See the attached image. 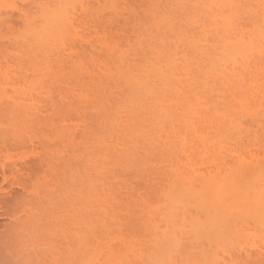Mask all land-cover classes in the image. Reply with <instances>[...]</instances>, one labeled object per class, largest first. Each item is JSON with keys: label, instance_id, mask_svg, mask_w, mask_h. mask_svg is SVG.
<instances>
[{"label": "rangeland", "instance_id": "1", "mask_svg": "<svg viewBox=\"0 0 264 264\" xmlns=\"http://www.w3.org/2000/svg\"><path fill=\"white\" fill-rule=\"evenodd\" d=\"M206 1L0 0V264H19L16 254L22 255L28 246V244L24 246L25 240L28 241V235L26 239L24 236L28 234V230L33 234L50 233L44 227L46 223H42L47 219L52 220H47V225L49 223L50 226L54 225L52 229L56 226L54 232L57 233L58 239H65L64 242L61 240V246L58 245V240L55 241L60 250L62 242L63 248H66L69 240L72 243L70 237L66 240L64 235L67 234L62 231L63 229L67 233L72 229L76 235L80 233V237L75 235L79 239L74 238L77 240L76 244L79 241V245L75 246L73 243L72 255L67 257L70 258V262L72 256L76 257L78 262L73 258L74 264H85L89 258L87 256L91 253L92 261L88 264H264V47H259L260 43L262 45L261 41L259 44L256 42L258 49L254 50L252 47L254 52L250 51V46L248 54L244 55L243 50L238 52L246 56L247 59L244 58L246 62L240 58L238 61L236 45L239 44L234 42L239 37L243 38L244 34L243 40L249 39L248 37L252 35L250 33L246 35L249 24L248 29L251 28L252 31V27L264 23L260 21V18L264 19L262 16L264 5L260 4L261 8L258 9L256 8L259 6L258 0L257 2L252 0L258 5L254 3L256 7L252 5L249 11L251 0L249 2L238 0L237 8L235 0H232V4L226 3L227 0ZM262 1L264 3V0ZM251 12H255L257 16ZM257 13L260 15L262 13L261 17ZM157 14L161 15L163 22L152 25V18L157 20L160 17ZM222 16L235 25L233 26L227 19L232 27L227 26V21H224ZM257 17L258 21L255 22ZM155 19L154 22H161ZM248 22L250 23L247 24ZM154 24L157 28L152 27ZM201 25L206 26L205 31ZM240 27L241 31L246 30L245 33L242 32L243 36L239 32ZM203 31L205 33H202ZM179 32L182 33L181 38H185L184 40H178ZM235 34L240 36L237 37ZM165 37L169 38L168 41ZM195 41L200 42V45ZM245 42L247 40L242 43L243 46ZM233 43L236 44L235 47ZM213 45H216V48ZM223 47L226 51L221 55L220 53L225 50ZM170 49L171 53L172 50L175 51L173 56L176 57L172 58L171 55L166 57V54H171ZM218 49H221V52L217 51ZM238 50L240 49L237 48ZM177 51H180L181 55ZM159 54L165 55V58L157 60ZM183 56L189 66L185 64ZM169 58H172V61L173 59L181 61L179 68H188L184 72L190 73L188 75L182 72L184 77H188L180 80L183 75L181 76L179 68L174 65L180 63L174 60L177 63H173L172 66L176 68L170 69L179 73L173 74L176 76L175 79L179 76L174 80L170 75L172 70L162 67L160 74L163 76L162 73H166L167 76L158 78L161 80V85L158 86L166 85L168 89L167 91L165 89L166 93L161 94L160 99L164 96L162 100L166 102L165 96L171 98L175 95L176 89L173 86L178 84H182L183 89L186 87L182 93L190 92V94L187 92L190 98L175 97L176 100H173V97L171 98L173 102L168 100L172 103L168 106L173 112L164 106H159L164 110L158 107L161 111L155 110L157 106L149 109L150 106L147 107L144 102L147 104L149 95L147 93L155 77L149 75L152 77L150 82H144V79L137 81L140 86L137 85L138 88L134 91V86L122 83L125 77L123 75L126 72L127 76L128 74L131 76V72L126 71L131 68L134 73L136 72L135 75L132 72V77L139 79L142 67L148 69L149 64H153L160 70L158 64L164 63L163 60L169 61ZM120 60L124 62L121 63ZM234 60H237V64L247 63L241 67L248 66L249 71H244L245 67L243 69L240 65L238 67ZM119 61L121 65L118 64ZM231 61H234V67L229 64ZM135 62L137 64L134 66ZM115 67L116 70H111ZM120 68L125 70L124 73ZM157 73L153 74L160 77L159 72ZM243 77L245 80L247 78L251 80L248 79L247 83H244ZM178 80L180 83H177ZM185 80L190 86L183 84ZM143 87H147L146 90ZM179 87L181 88L180 85ZM191 90L195 91L194 95ZM151 91L153 92L152 89ZM143 92H147L146 95ZM112 94L116 97L124 95L125 97H120L124 102L118 101L119 97L114 99ZM138 94L147 97L143 98ZM136 95L140 96V99L138 98L140 101ZM132 98V103L136 101L137 104L141 103L136 105L139 107L136 111L133 110L136 106L132 108L128 105L129 99ZM113 99L116 101L115 106ZM244 100L247 101L246 104ZM143 104L147 108L141 109ZM174 104L177 106L174 107ZM109 106L117 107L118 111L123 107L120 109L121 116L127 120L124 117L119 120L120 111L111 107L118 112L119 126L115 124L113 119H109L110 113H115ZM129 108H132L134 113H131ZM126 109L132 114L130 117ZM115 114L113 118L116 119ZM120 123H125L123 126L126 130ZM109 125H112L111 128L116 125V129L111 130ZM119 127L121 131L117 130ZM129 127L132 129L130 132ZM114 130L115 132L110 133ZM122 131L127 134L123 132L125 134L123 135ZM144 135L145 139L148 137L146 144H143L145 140H142ZM97 136H103L101 137L103 142L98 141L100 138ZM109 136H113L111 140ZM142 136L143 138L139 140ZM115 137L119 138L120 142L123 143L125 140L127 143L125 142L123 147H117L116 144L120 145L118 141L114 146L112 143ZM104 138L107 143L104 142ZM132 138L136 139V142ZM149 138L150 140L153 138L154 142L156 140L158 145L170 144L164 148L155 145L156 142L152 143ZM129 139L134 142L127 141ZM180 141H184L182 143L184 148L180 144L178 147ZM109 142L112 145H109ZM134 143L139 145L136 147ZM151 143L154 145L150 146ZM168 145L173 149H169ZM134 147L136 148L133 149ZM179 148H182L183 152H180ZM105 149L107 150L102 155L108 157H104L106 161L100 158ZM177 150L180 153L176 154ZM185 152H189L190 156ZM173 153L176 155L173 156ZM117 154L119 156L116 157ZM174 159L176 163L173 162ZM61 160L64 170L56 162L61 164ZM171 162L176 171L172 170ZM68 163L78 164L77 170L76 166H72L71 171H78L76 175L80 176L73 178L74 180L80 178L81 180H77L81 181V186L77 180L73 185L70 184L71 181L67 185L64 182L66 179L69 182L70 179L67 173L71 165ZM93 164L95 167L92 168ZM56 166L62 169L64 174L57 173ZM180 169L181 172L178 171ZM181 173L185 176L183 174L181 176ZM85 177L93 180L89 182L90 179ZM96 181L97 184H94ZM82 182L90 185L93 182L92 186L93 188L96 186V189L90 191L88 188L90 185ZM69 187L77 189L76 198L79 199L77 203L79 205H75L78 212H68V200L71 196ZM186 187L189 189L186 190ZM48 193L54 198L48 197ZM35 195L41 197L36 198ZM52 199H55L53 201L57 204L53 203ZM71 208L73 209L70 207V210ZM63 209L65 212L68 210V214L64 212L67 215L62 212ZM41 213H45L44 216ZM69 213H76L75 221L78 223L70 222ZM43 217L47 219H42ZM34 219L39 220L34 222ZM68 223L74 227L70 228ZM58 228L62 232H59ZM19 233L22 238L18 239ZM83 233L88 236L84 235V238ZM29 235L31 237V234ZM90 235L93 238H90ZM16 238L18 240H15ZM53 241L54 239L50 244ZM18 242L22 243V245L19 243L18 248L22 246L24 249H20L23 252L20 249L14 251L18 249L17 246L14 247ZM88 248L91 252L87 251ZM13 251L16 254H13ZM61 251V254L64 253L63 256H59L62 264H70L64 255H68L71 249L68 250V254L65 249ZM25 262H28V259Z\"/></svg>", "mask_w": 264, "mask_h": 264}, {"label": "bare ground", "instance_id": "2", "mask_svg": "<svg viewBox=\"0 0 264 264\" xmlns=\"http://www.w3.org/2000/svg\"><path fill=\"white\" fill-rule=\"evenodd\" d=\"M202 1H203V0H202ZM207 1H209V0H207ZM207 1H206V2H207ZM235 1H236L235 4H236V8H237V2H238V0H235ZM245 1H247V0H245ZM249 1H250V0H248V2H249ZM251 1H252V0H251ZM253 1H256V2H257V0H253ZM253 1H252V2H253ZM261 1H262V0H261ZM261 1L258 0V2H257V3L259 4L258 7H256V6L258 5L257 3H255V2L252 3V2H251V3H250V4H251V7L249 8V11H250V9L252 8V5H253L254 3L256 4L255 7L258 8V9H259V7H260V4H261V5H262V4L264 5L263 1H262V3H261ZM200 2H201V1H200ZM225 2H226V3L228 2V4H229V3L232 4V0H231V2H230V0H227V1H225ZM201 4H203V2H202ZM204 4H205V2H204ZM250 4H249V6H250ZM232 6H233V5H231V7H232ZM253 7H254V5H253ZM255 7H254V8H255ZM263 7H264V6H262V9H263ZM232 8H233V7H232ZM260 8H261V7H260ZM251 11H253V10H251ZM259 11H260V10H259ZM261 11H262V10H261ZM263 11H264V10H263ZM251 13H253L254 16H255V14H256L255 12H251ZM257 14H258V13H257ZM219 15H220V17H221V13H220ZM253 15H251L250 18H251ZM258 15L261 17L262 13H261V15H260V14H258ZM157 16H158V14H157ZM159 16H160V17H159ZM159 16H158L159 19H157V20H161V15H159ZM256 16H257V15H256ZM256 16H255V17H256ZM262 16L264 17V13H263ZM222 17H223V20H224V21H225V20L227 21V22H226V23H227V26L232 27L233 24L235 25L234 22L232 23V22H231L228 18H226L225 16H222ZM255 17H254V19H255ZM154 19H155V18H154ZM154 19L152 18V20H151V22H152L151 24H152V25H153V23L159 25L160 23L163 22L162 20H161V22H158L156 19H155V21H157V22H154V21H153ZM227 19L232 23L231 26L229 25V21H228ZM251 19H252V18H251ZM256 21H258V17H257V19L255 20V22H256ZM260 21H263V22H264V19L260 18ZM245 22H246V21H244V23H245ZM237 23H238V22H237ZM249 23H250V22H248L247 24H249ZM151 24H150V25H151ZM155 24H154V26H152V27H156ZM240 24H242V21H241ZM247 24H246V25H247ZM255 24H256V23H255ZM263 24H264V23L261 22V23L257 24V25H259V26L256 25V26L252 27V31H250L251 28H250V30L248 29V26L250 25V24H249V25L247 26V30H248V31L246 32V35H248L249 33L252 34V35L248 37L249 39H244V40H243V38H244L245 34H244V36H243L242 34L245 33L246 30H245V31H244V30L241 31L242 28H241V27L239 28V29H240L239 32L241 33L240 35H242L243 38H242V37H239V36H240L239 34H238L239 36H238L237 34H235V35H236L237 37H239L240 39H239V38L236 39V37H235L236 40H234V42H235L236 44H239V46H240V43H241V46H242L244 49H243L241 46H240V48H239L238 45H236L235 43H233V44H234V45H233L234 47H235V45H236V52H237L236 55H237V60H238V58H240L241 61H242V60L245 61L244 58H246V56L244 57V55H245V54H248L250 51H253V49H254V50H255V49H258V47H257L258 45H257V44H259V41H261V42H262V45H263V43H264V25H263ZM234 25H233V26H234ZM236 25H237V24H236ZM244 25H245V24H244ZM260 25H261V27H260ZM224 26H226V25H224ZM242 26H243V25H242ZM159 27H160V26H159ZM204 27H206V26H204ZM204 27H203V25H201V28H203L204 31H205L206 28H204ZM235 27H236V26H235ZM235 27H234V29H236ZM237 27H239V26H237ZM156 28H157V27H156ZM167 28H168V27H167ZM170 28H171V27H170ZM165 29H166V28H165ZM173 29H174V28H173ZM203 29H202V30H203ZM253 29H254V31H253ZM202 30H201V31H202ZM179 31H180V30H179ZM204 31H203L202 33H205ZM242 32H243V33H242ZM253 32H254V33H253ZM255 32H256V33H255ZM180 33H181V32H179V34H180ZM233 33H234V31H233ZM235 33H236V31H235ZM247 33H248V34H247ZM181 34H182V33H181ZM181 34H180V36L178 35V40H179V39H180V40H184V39H185V38H184V39L181 38V37H183V36H181ZM231 34H232V33H231ZM231 34H230V35H231ZM254 35H257L258 38H257V36H254ZM184 36L187 37V35H185V34H184ZM188 36H189V35H188ZM222 36H223V35H222ZM222 36H221L220 38H222ZM227 36H229V35H227ZM189 37H190V36H189ZM189 37H188V38H189ZM223 37H224V36H223ZM225 37H226V34H225ZM255 37H256L257 39H256ZM228 38H230V37H228ZM232 38H233V37H232ZM165 39H167V38L165 37ZM168 39H169V38H168ZM168 39H167V41H168ZM186 39H187V38H186ZM226 39H227V38H226ZM230 39H231V38H230ZM230 39H229V40H230ZM238 39H239V40H238ZM162 40H163V39H162ZM187 40H188V39H187ZM199 40H200V39H199ZM199 40H196V41H199ZM237 40H238V41H237ZM240 40H243V41L240 42ZM246 40H247V42H245V46H243L242 43H244V41H246ZM167 41H166L165 43H167ZM188 41L190 42V40H188ZM196 41H195V42H196ZM200 41H201V40H200ZM227 41H228V40H227ZM230 41H231V40H230ZM206 42H207V41H206ZM221 42H222V41H221ZM231 42H232V41H231ZM256 42H258V43L256 44ZM161 43H162V41H161ZM196 43H197V42H196ZM196 43H195V44H196ZM199 43H200V42H199ZM199 43H197V44L200 45ZM228 43H230V42H228ZM247 43H248V45H246ZM223 44H224V43H223ZM255 44H256L257 46H256ZM260 44H261V43H260ZM260 44H259V47H260V46H261V47H264V46H262V45H260ZM218 45H219V44H218ZM221 45H222V44H221ZM229 45H230V44H229ZM252 45H253V46H252ZM189 46H190V45H189ZM215 46H216V45H213V47H215ZM219 46H220V45H219ZM224 46H225V45H224ZM237 46H238V47H237ZM249 46L251 47V49H250ZM220 47H221V46H220ZM230 47H231V45H230ZM230 47H229V48H230ZM234 47H231V48H234ZM252 47H253V49H252ZM256 47H257V48H256ZM168 48H169V47H168ZM177 48H178V47H177ZM185 48H187V47H185ZM215 48H216V47H215ZM215 48H214V49H215ZM218 48H219V47H218ZM227 48H228V47H227ZM237 48L240 49V50L237 51ZM180 49H181V48H180ZM180 49H179V50H180ZM221 49H222V47H221ZM221 49H218L217 51L220 50L219 52H221ZM223 49H225V50H223V52L220 53L221 55H222V54H223V55L225 54L224 52L226 51V48L223 47ZM249 49H250V51H249ZM262 49H263V48H262ZM174 50L176 51L177 49L174 48ZM174 50H172V53H171V49H170V52H169V53H171V54H166V57H167L168 55H171L172 58H173V57H176V56H173V53H174V55H175V51H174ZM242 50L245 52L244 55H242V54H243L242 52L240 53L241 55L238 53V52H240V51H242ZM160 51H161V50H160ZM164 51H165V50H164ZM168 51H169V50H168ZM173 51H174V52H173ZM181 51H183V49H181ZM246 51H247V52H246ZM256 51H257V50H256ZM258 51H259V50H258ZM161 52H162V51H161ZM165 52H166V51H165ZM177 52H178V54H180V53H179L180 51H177ZM177 52H176V53H177ZM187 52H189V51H187ZM207 52H208V51H207ZM253 52H254V51H253ZM181 53H183V52H181ZM208 53H209V52H208ZM160 54H161V53H160ZM160 54H159V56L157 57V60H158L159 58L162 59V57L165 58V55H164V56H162V55L160 56ZM238 54L240 55V57L238 56ZM145 55H146V54H145ZM145 55H144V56H145ZM157 55H158V54H157ZM180 55H181V54H180ZM180 55H179V56H180ZM184 55H185V53H184ZM142 56H143V55H142ZM152 56H153V55H152ZM187 56H188V55H187ZM242 56H243V59H242ZM154 57H155V56H154ZM168 57H169V56H168ZM180 57L182 58V56H180ZM184 57H185V56H183V60L185 61V64H187V63H186L187 61L185 60ZM234 57H236V56H234ZM234 57H233V58H234ZM144 58H145V57H144ZM172 58H169V61H168V59H167V60H163L162 62H164V63L158 64L160 70L158 69L157 66H155V65H153V64H151V65L149 64V68L146 69V67H145V68H144L145 70H144L143 67H142V69L140 70L141 72L138 71L139 73H141L140 76L142 77V78L140 77L139 79H136L135 77H132V75H133L134 72L132 71L133 69H131V68H130L131 71H130V69H129V70L126 69V71H129V73L131 72L132 75L130 74L131 76H129V74H128V76H127V73H126V72H125V73H126V75H125V73H124L125 70H124V71L122 70V69L125 68V66H124L125 63H124V64H123L124 68L122 67V69H121V68H120V69L123 71V73H124L123 76H125V77L122 76V77L124 78V80H123V78H122L120 81L123 80L122 83H123V84L126 83L125 85H127V84H131L132 86H134V88H133V87H132V88H133L134 91H135V89H137V88L140 86V83H138V82H139V81H143L142 79H144V82H145V81H147V82L149 81V82H150V80H151L152 77H153V78H154V77H155V78L157 77L156 79H155V78L152 79V81H154V82L151 81L152 84H151V87H150V88L153 90V92L151 91V89L149 90L150 93L148 92V90H147L148 93L146 92L147 95L149 94L148 97H147V96H142V95H140V94H138V95H140V96L143 97V98H144V97H145V98L147 97V104H146V102H144V104H145L147 107L150 106L151 108L149 107V109H154L156 106H157V107H156L155 110H158V111H161V109L163 108V107H159V106H164V107L168 108V107H169L168 105H170V103L173 102V100H176L175 97H176L177 99H180V98H182V97H187V98H188V97H189L188 95L190 94V92H188V91H187V92H188L189 94H188L186 91H185L186 93H182V92H184L183 90H185L186 87L184 86L185 88L183 89V88H182V87H183L182 84H178L177 86L179 87V85H180L181 88H180V87L177 88V86H173V87H175L174 89H176V94L173 95V96L171 97V98L174 97L173 100H172L169 96H165V98L167 97L166 100H167V101L169 100V101H171V102L168 101V104H166V102H167L166 100H165L166 102H163L162 99H163L164 96L161 97V99H160L161 94L164 93L165 89H166V91H167V89H168V88H166V85H165V87H163V85H162V87H161V86H158V85L161 83V80L159 81L158 78H164V77L167 76L166 73H162L163 76L160 74V73H161V70H162L161 68L163 67V69L165 68V69H168V70H172L173 68L175 69L176 67L179 68V67L181 66V64H182L181 61L178 62V61H179L178 59H173V61H174V60H177V62L180 63V65H179V64H174L176 67H173V66H174L173 63H177V62H176V61L173 62V61L171 60ZM187 58H188V57H187ZM146 59H147V58H146ZM146 59H145V60H146ZM152 59H153V57H152ZM160 59H159V60H160ZM235 59H236V58H235ZM246 59H247V58H246ZM187 60H188V59H187ZM230 60H232V59H230ZM237 60H234V61H236V62L233 61L234 64H236L237 66L240 65V67H241V65L245 64V63H243V62H242V64H237ZM120 61H121V60H120ZM120 61H119L118 64H120ZM142 61H143V60H142ZM150 61H151V60H150ZM184 61H183V63H184ZM188 61H190V60H188ZM238 61H239V60H238ZM122 62H124V61H121V63H122ZM125 62H126V61H125ZM229 62H230V61H229ZM233 62L231 61V63H229L232 67H234ZM245 62H246V61H245ZM156 63H157V62H156ZM189 63H190V62H189ZM126 64H128V63H126ZM136 64H137V62H135L134 66H135ZM138 64H139V63H138ZM185 64H183V65H184V66H187V65H188V64H187V65H185ZM246 64H247V63H246ZM246 64H245V65H246ZM248 64H249V63H248ZM114 65H115V64H114ZM120 65H121V64H120ZM129 65H130V63H129ZM161 65H162V66H161ZM172 65H173V66H172ZM178 65H179V66H178ZM183 65H182V67H183ZM236 65H235V66H236ZM115 66L117 67V65H115ZM118 66H119V65H118ZM131 66H132V63H131ZM141 66H142V65H141ZM152 66H153L154 68H152ZM160 66H161V67H160ZM188 66H189V65H188ZM116 67H115V69L111 68V70H116ZM126 67H128V66H126ZM147 67H148V66H147ZM156 67H157V68H156ZM171 67H172V69H170ZM238 67H239V66H238ZM243 67H245V66H242L241 68H243ZM118 68H119V67H118ZM132 68H135V67H132ZM140 68H141V67H140ZM184 68H186V67H184ZM236 68H237V67H236ZM246 68H247L248 70H246ZM109 69H110V67H109ZM138 69H139V68H138ZM138 69H137V70H138ZM153 69H154V70H153ZM155 69H158V71H155ZM182 69H183V68H181V69L179 68V72H180V74L183 72L184 74L187 73V74L189 75L190 72H189V73H188L187 71L184 72V70H187L188 68H187V69H183V70H182ZM198 69H199V68H198ZM205 69H206V67H205ZM233 69H234V68H233ZM243 69H244V68H243ZM111 70H110V71H111ZM142 70H143V71H142ZM147 70H148V71H147ZM150 70H153V72L150 71ZM177 70H178V69H177ZM180 70H181V71H180ZM211 70H213V69H211ZM117 71L119 72V69H117ZM122 71H120L121 75H122ZM135 71H136V70H135ZM144 71H145V73H146L145 75H144ZM149 71H150V73H149ZM173 71H174V70H172V72H173ZM188 71H190V69H189ZM244 71H249L248 66L245 67ZM244 71H243V72H244ZM111 72H112V71H111ZM111 72H110V73H111ZM132 72H133V73H132ZM142 72H143V73H142ZM157 72H159V74L161 75L160 77L157 76V75H154V74H153V73L158 74ZM172 72H170V75L172 76V78L174 77V80H177V79L179 78V76H177V78L175 79L176 76H174V75H175V74H179V73L176 72V70H175L173 73H172ZM207 72H209V70H208ZM135 73H136V72H135ZM135 73H134V75H135ZM148 73H149V74H148ZM151 73H152V74H151ZM174 73H175V74H174ZM183 73L181 74V76H182V75H183V76L180 77V80H181V78H185V77L187 78V77H188V76H185V77H184V74H183ZM173 74H174V75H173ZM149 75H151V76L153 75V76L150 77ZM165 75H166V76H165ZM241 75H243V74H241ZM126 76L129 77V78H127ZM138 76H139V74H138ZM240 78H242V77H239V79H240ZM126 79H127V80H126ZM248 79H249V78H247V79L245 80L244 77H243V80H245L244 83H247L246 81H248ZM132 80H134V81H132ZM135 80H136V81H135ZM156 80H157V82H159L158 84H157ZM241 80H242V79H241ZM243 80H242V81H243ZM250 80H251V79H249V81H250ZM137 81H138V82H137ZM162 81H163V79H162ZM185 81H186V80H185ZM188 81H190V79H189ZM131 82H132V83H131ZM133 82H135L134 85H133ZM178 82L180 83L179 80L177 81V83H178ZM240 82H241V81H240ZM240 82H239V83H240ZM251 82H252V81H251ZM137 83H138V84H137ZM182 83H183V82H182ZM185 83H186V84H185ZM241 83H242V82H241ZM249 83H250V82H249ZM153 84H154V85H153ZM163 84H164V83H163ZM170 84H171V83H170ZM183 84L186 85V86H190V84H187V81L184 82ZM242 84H243V83H242ZM251 84H252V85H250V86L252 87V86H253V82H252ZM137 85H138V87H137ZM160 85H161V84H160ZM245 85H246V84H245ZM247 85H249V84H247ZM128 86H130V85H128ZM149 86H150V85H149ZM250 86L247 88V90L250 88ZM130 88H131V87H130ZM132 88H131V89H132ZM143 88H144V87H143ZM145 88H147V87H145ZM145 88H144V89H145ZM161 88H162V89H161ZM163 88H164V89H163ZM188 88H189V87H188ZM244 88H246V87H244ZM144 89H143V91L146 90V89H145V90H144ZM190 89H191V88H190ZM229 89H230V88H229ZM251 89H252V88H251ZM259 89H260V88H259ZM194 90H195V88H194ZM243 90H244V89H243ZM257 90H258V87H257ZM132 91H133V90H132ZM172 91H173V90H172ZM172 91H171V92H172ZM189 91H190V90H189ZM191 91H192L191 93L195 92V91H193V90H191ZM248 91H249V90H248ZM168 92H169V91H168ZM245 92H247V91H245ZM254 92L257 93L255 90H254ZM137 93H140V92L137 91ZM143 93H144V95H146L145 92H143ZM165 93H166V92H165ZM165 93H164V94H165ZM177 93H178V95H177ZM258 93H259V92H258ZM258 93H257V94H258ZM261 93H262V92H261ZM110 94H111V93H110ZM167 94H169V93H167ZM184 94H186V96H182V95H184ZM187 94H188V95H187ZM195 94H196V93H195ZM259 94H260V93H259ZM259 94H258V95H259ZM112 95H113V94H112ZM112 95L110 96L111 99L113 98ZM114 95H116V94L114 93ZM114 95H113V96H114ZM127 95H128V94H127ZM138 95H136V96H138ZM180 95H181V97H180ZM192 95H194V93H193ZM233 95H235V93H234ZM233 95H232V96H233ZM250 95H251V97L253 96V94H250ZM122 96L125 97L124 95H122ZM122 96H117V97H119V99H118L116 96H114V97H115L114 99H118V101H119V100H122V101H123V98L120 99V97H122ZM140 96H138L137 99H138ZM238 96H239V95H238ZM108 97H109V96H108ZM127 97H128V96H127ZM131 97H132V96H131ZM251 97H250V98H251ZM168 98H169V99H168ZM187 98H186V99H187ZM189 98H190V97H189ZM232 98H233V97H232ZM250 98H249V99H250ZM114 99H113L112 101H114ZM139 99H140V98H139ZM139 99H138V101H140ZM159 99L161 100V102L159 101ZM234 99H235V98H234ZM251 99H253V98H251ZM124 100H125V99H124ZM127 100H128V98H127ZM242 100H243V99H242ZM247 100H248V99H247ZM130 101H131V102H130ZM132 101H133V98H132V100L129 99V102H128L129 107H132V108H134L136 105H138V104L140 103V102H139V103L137 104V103H136V102H137L136 99L134 100V101H136V102H133L134 104L132 103ZM141 101H142V100H141ZM145 101H146V100H145ZM158 101H159L160 103H159ZM178 101H179V100H178ZM188 101H190V100H188ZM115 102H116V101H114V105L112 104L113 106H115ZM120 102H121V101H120ZM123 102H124V101H123ZM175 102H176V101H175ZM186 102H187V100H186ZM244 102H245V100H244ZM250 102H251V100L249 101V103H250ZM142 103H143V101H142ZM188 103H191V102H188ZM246 103H247V101L245 102V104H246ZM249 103H248V104H249ZM118 104H119V102H118ZM122 104H124V103H122ZM140 104H141V103H140ZM140 104H139V105H140ZM144 104H143V107H141V109H143V108L146 107V106L144 107ZM171 104H172V103H171ZM241 104H242V103H241ZM248 104H247V107H248ZM124 105H125V104H124ZM130 105H131V106H130ZM132 105H133V106H132ZM188 105H189V104H188ZM251 105H252V104H251ZM113 106H111V107H113ZM116 106L119 107L120 105H116ZM141 106H142V105H141ZM175 106H177V105L174 104V107H175ZM242 106H243V105H242ZM111 107L109 106V108H111ZM124 107H125V106H124ZM126 107H127V106H126ZM147 107H146V108H147ZM158 107L161 108V109L159 110ZM172 107H173V106H172ZM186 107H187V106H186ZM244 107H245V106H244ZM109 108H108V109H109ZM113 108H114L115 110L118 111L117 107H116V108L113 107ZM121 108H123V107H120V109H121ZM132 108H131V109H132ZM138 108H139V107H138ZM138 108H137V106H136V109L134 108L133 110L136 111ZM169 108H170V107H169ZM169 108H168V109H169ZM248 108H249V107H248ZM104 109H105V107H104ZM108 109H106V110L108 111ZM114 109L111 108V110H113V112L116 113V114H115V113L112 112L113 114H115V117L118 116V112H119V111H120V112H119V116H121V112H122V110L119 109V111L117 112V111H115ZM129 109H130V108H129ZM129 109H126L127 112H126V110H123V111H125L127 114H129L128 117H130V115H132V114H130V112L128 113V110H129ZM131 109H130L129 111H131V113H134L133 110H131ZM168 109H167V110H168ZM170 109H171V108H170ZM170 109H169V110H170ZM176 109H177V108H176ZM178 109H179V108H178ZM188 109H189V108H188ZM139 110H140V109H139ZM139 110H138V111H139ZM163 110H164V108H163ZM171 110H172V109H171ZM109 111H110V110H109ZM175 111H176V110H175ZM172 112H173V110H172ZM113 114L110 113L111 118L109 117V119H113L114 123L117 124V125L119 126V122H117L118 117H117L116 119L113 118ZM123 114H124V112H123ZM124 115H125V114H124ZM105 116H107V115H105ZM105 116H104V118H105ZM228 116H229V115H228ZM122 117H124V116L122 115L121 117H119V120H122V119H120V118H122ZM126 117H127V115H126ZM124 118H125V117H124ZM102 119H103V118H102ZM106 119H107V118H106ZM125 119H126V118H125ZM228 119H229V118H228ZM230 119H231V118H230ZM119 120H118V121H119ZM126 120H127V119H126ZM126 120H125V123L127 122ZM104 121H105V119H104ZM115 121H116V122H115ZM232 121H233V120H232ZM99 122H103V121L99 120ZM122 122H124V121H122ZM130 122H131V121H130ZM133 122H134V121H133ZM139 122H140V121H139ZM233 122H234V121H233ZM125 123H124V124H125ZM127 123H128V122H127ZM120 124H122V123H120ZM124 124H122L121 126H123ZM126 125H127V124H126ZM126 125H125V126H126ZM128 125L130 126L129 123H128ZM132 125H134V124H132ZM110 126H112V125H109L108 127H110ZM113 126L116 127V125H113ZM118 126H117V127H118ZM187 126H188V125H187ZM108 127H107V128H108ZM115 127H114V128H115ZM123 127H124V126H123ZM123 127H122V129H123ZM130 127H131V126H130ZM130 127H129V132L133 129L132 127H131V128H132V129H131ZM101 128H102V127H101ZM110 128H111V127H110ZM114 128H111V130H113ZM124 128H125V130H126V127H124ZM105 129H106V127H105ZM115 129H116V128H115ZM102 130H104V128H102ZM108 130H109V129H108ZM117 130L121 131V128L119 127V128H117ZM117 130H116V131H117ZM162 130H163V128H162ZM104 131H105V132H108V131H106V130H104ZM119 131H117V132H119ZM127 131H128V130H127ZM165 131H166V129H165ZM111 132L113 133V132H115V130H114V131H110V133H111ZM123 132H124V131H122V133H123ZM129 132H128V133H129ZM132 132H133V131H132ZM124 133L127 134V132H124ZM124 133H123V135H125ZM173 133H174V132H173ZM106 134H107V133H106ZM106 134L104 133V135H106ZM129 134H130V133H129ZM165 134H167V133H165ZM171 134H172V133H171ZM176 134H177V133H176ZM118 135L120 136V134H118ZM123 135H122V136H123ZM101 137H103V136H101ZM101 137H100V136H99V137L97 136V138H100V139H98V141L103 142V141H102L103 138L101 139ZM109 137H110V136H109ZM111 137H113V136H111ZM111 137H110L109 140L112 139ZM120 137H121V136H120ZM152 137H153V136H152ZM165 137H166V135H165ZM63 138H64V137H63ZM63 138H62V140L64 141ZM97 138H96V139H97ZM122 138H123V137H122ZM124 138L128 139L127 137H124ZM124 138H123V139H124ZM142 138H143V136H142L139 140H141ZM145 138H146V137H145V135H144V139H142V140H143V141L145 140V141H144L143 144H146V140H148V137H147V139H145ZM153 138H154V137H153ZM153 138H152V139H153ZM118 139H119V138H118ZM118 139H116V137H115V140L113 139V142H114V143H112V144H114V146H115V143H116V142L118 143V141L120 140V139H119V140H118ZM123 139H122V140H123ZM132 139H133V138H132ZM132 139H131V141H130V139L127 140V141L132 142V141L134 140V139H133V140H132ZM152 139L150 140V138H149V141H151L152 143H155L156 140H155V142H154ZM155 139H156V138H155ZM159 139H161V137H159ZM169 139H170V138H169ZM60 140H61V139H60ZM105 140H106V139L104 138V142H106ZM107 140H108V138H107ZM135 140H136V139H135ZM135 140H134V141H135ZM180 140L182 141L181 138H180ZM58 141H59V137H58ZM123 141H124L123 143H122V141H121V142L119 141L120 145L118 146V144H116L117 147H123V145H124L125 142H126L125 140H123ZM134 141H133V142H134ZM143 141H142V142H143ZM149 141H147V142L149 143ZM158 141H159V140H158ZM165 141H167V140H165ZM165 141H164V142H165ZM178 141H179V139H178ZM181 141L178 143V147H179V144H180L181 147H183L182 143H183L184 141H183V142H181ZM19 142H20V141H19ZM59 142L61 143V146H63V145H62V142H61V141H59ZM59 142H57V143H59ZM135 142H136V141H135ZM162 142H163V141H162ZM162 142H160V143H162ZM167 142H168V141H167ZM167 142H166V143H167ZM170 142H172V141H170ZM64 143H65V141H64ZM67 143H68V142H67ZM106 143H107V142H106ZM126 143H127V142H126ZM137 143H138V141H137ZM140 143H141V142H140ZM152 143L150 144V146H151V145H154V144H152ZM172 143H174V142H172ZM65 144H66V143H65ZM108 144H109V145H112L110 142H109ZM108 144H107V145H108ZM167 144H170V143H167ZM167 144L165 145L166 147H167ZM59 145H60V144H59ZM109 145H108V147H110ZM121 145H122V146H121ZM134 145L137 147L139 144L136 145V143H134ZM134 145H133V146H134ZM141 145H142V144H141ZM141 145H140V147H143V146H141ZM147 145H148V144H147ZM155 145H158L157 142L155 143ZM163 145H164V144H163ZM163 145H158V146H162V147L165 148V146H163ZM175 145H176V143H175ZM72 146H73V145H72ZM114 146H113V147H114ZM126 146H127V145H126ZM158 146H157V148H158ZM170 146H171V145H170ZM170 146L168 145V148H169ZM63 147H64L63 150H65V146H63ZM68 147H70V146H68ZM68 147H66V148H68ZM124 147H125V146H124ZM136 147H134L133 149H135ZM155 147H156V146H155ZM162 147H160V149H162ZM173 147H174V146H173ZM176 147H177V146H176ZM178 147H177V148H178ZM60 148H61V147H60ZM60 148H58V149H60ZM73 148H75V147H73ZM153 148H154V147H153ZM164 148H163V149H164ZM174 148H175V147H174ZM177 148H176V149H177ZM183 148H184V147H183ZM71 149H72V148H71ZM133 149H132V150H133ZM154 149H155V148H154ZM169 149H173V148H169ZM176 149H175V151H176ZM179 149H180V148H179ZM181 149H182V148H181ZM181 149H180V152L182 151ZM185 149H186V148H185ZM66 150H67V149H66ZM106 150H107V149L103 150V152L101 153V155H102V154H105L104 151H106ZM122 150H123V149H122ZM122 150H121V151H122ZM125 150H126V149H125ZM129 150H130V149H128L127 151H129ZM167 150H168V149H167ZM167 150H166V152H167ZM69 151H70V149H69ZM94 151H95V153H96V150H94ZM100 151H101V150H100ZM100 151L97 150V152H100ZM162 151H163V150H162ZM60 152H61V150H60ZM63 152H64V151H63ZM108 152H109V151H108ZM129 152H130V151H129ZM132 152H133V151H132ZM132 152H131V153H132ZM173 152H174V151H173ZM180 152H178V150H177L176 154H177V153H180ZM182 152H183V151H182ZM58 153H59V151H58ZM72 153H73V152H72ZM74 153H75V152H74ZM93 153H94V152H93ZM93 153H92V155H94ZM115 153H117V151H116ZM118 153H119V152H118ZM122 153H123V151H122ZM127 153H128V152H127ZM134 153H136V151H135ZM145 153H146V151H145ZM145 153H144V154H145ZM164 153H165V152H164ZM170 153L172 154V152H170ZM186 153H187V152H185V154H186ZM188 153H189V152H188ZM188 153H187V155L190 156V153H189V154H188ZM67 154H68V153H67ZM69 154H71V153H69ZM107 154H108V153H107ZM119 154H120V153H119ZM132 154H133V153H132ZM168 154H169V152H168ZM168 154H166V155H168ZM174 154H175V153H173V156H174ZM176 154H175V155H176ZM183 154H184V153H183ZM74 155H76V156L78 157L77 154H74ZM95 155H96V154H95ZM95 155H94V156H95ZM99 155H100V153H99ZM99 155H97V156H99ZM121 155H122V154H121ZM164 155H165V154H164ZM178 155H179V154H178ZM60 156H61V154H60ZM76 156H75V157H76ZM117 156H119V155L117 154L116 157H117ZM124 156H125V152H124ZM126 156H128V154H127ZM170 156H171V155H170ZM65 157H66V156H65ZM69 157H70V156H69ZM69 157H68V158H69ZM72 157H73V155H71L70 158H72ZM101 157L104 159V157H107V156H104V157H103V155H102V156H100V158H101ZM112 157H113V156H112ZM122 157H123V155H122ZM177 157H178V156H177ZM177 157H175V159H177ZM62 158H63V157H62ZM70 158H69V159H70ZM102 158H101V159H102ZM107 158H108V157H107ZM107 158H106V159H107ZM163 158H164V157H163ZM171 158H172V157H171ZM173 158H174V157H173ZM65 159H66V158H65ZM73 159H75V158H73ZM77 159H78V158H76V160H77ZM175 159H174V161H173L174 163H176V162H175ZM59 160H60V159H59ZM59 160H58V161H59ZM62 160H64V158H63ZM62 160H61V162H60L61 164H59V162L56 161V162L58 163L59 167H61V166L63 165V164H62ZM104 160H105V159H104ZM170 160H173V159H170ZM64 161H65V160H64ZM67 161H69V160L67 159ZM73 161H74V160H72V162H73ZM105 161H106V160H105ZM72 162H71V163H72ZM74 162H75V161H74ZM76 162H77V161H76ZM76 162H75V163H76ZM57 163H56V165H57ZM66 163H67V162H66ZM75 163H74L73 165L70 164V163H68L69 165H71V168H70V166H69L70 169H69V170L67 169V170H68L67 175H68V178L70 177V179H69V182L66 181L67 179L64 180V182H66V185H67V183H70V181H71L70 184L73 185L74 181L78 179V178H77V179L75 178V180H74L73 177H79V176H80V174H79V175H76V173H78V171H76V172H72V171H71L72 166H76V168H75V167H74V168H75V170H77V165H78V164L75 165ZM92 163H94V162L92 161ZM92 163H91V164H92ZM171 163H172V162H171ZM68 164H65V165H68ZM58 165H57V166H58ZM89 165H90V164H89ZM89 165H87V167H88ZM174 165H175V164H174ZM57 166H56L55 169H57V168L59 169V167H57ZM63 166H64V165H63ZM63 166H62L61 168H63V170H64L65 168H64ZM91 166H92V168H93V166L95 167V164H93V165H91ZM172 166H173V163H172ZM54 167H55V166H54ZM78 167H79V166H78ZM82 167H83V166H82ZM87 167H86V168H87ZM66 168H67V167H66ZM90 168H91V167H90ZM174 168H176V167L173 166V169H172V170H174ZM58 169H57V173H58V172H62V173L64 172L62 169H59L60 171H58ZM78 169H79V168H78ZM80 169H81V167H80ZM80 169H79V170H80ZM177 169H178V167H177ZM61 170H62V171H61ZM67 170H66V171H67ZM83 170H84V169H83ZM88 170H89V168H88ZM90 170H92V169H90ZM30 171H31V170H30ZM66 171H65V175H66ZM70 171H71V172H70ZM73 171H74V170H73ZM174 171H176V170H174ZM174 171H173V172H174ZM178 171L181 172V169L178 170ZM54 172H55V171H54ZM69 172H70L71 174H70ZM86 172H87V169H86ZM62 173H61V174H62ZM73 173H74V174H73ZM79 173H80V172H79ZM84 173H85V170H84ZM84 173H83V174H84ZM89 173H90V172H89ZM175 173L177 174L178 172H175ZM175 173H174V174H175ZM63 174H64V173H63ZM86 174H87V173H86ZM182 174H183V173H181L180 175L182 176ZM59 175H60V173H59ZM67 175H66V176H67ZM69 175H71V176H69ZM74 175H75V176H74ZM183 175H184V174H183ZM55 176H56V174H55ZM60 176H61V175H60ZM66 176H63V177H66ZM82 176H83V175H82ZM86 176H88V175H86ZM175 176H177V175H175ZM181 176H179V177H181ZM184 176H185V175H184ZM58 177H59V176L57 175L56 178H58ZM63 177H62V178H63ZM71 177H72V178H71ZM60 178H61V177H60ZM66 178H67V177H66ZM88 178H89V177H87V178L85 177V179H88ZM182 178H183V177H182ZM184 178H186V177H184ZM64 179H65V178H64ZM79 179H80V178H79ZM79 179H78V180H79ZM82 179H83V177H82ZM89 179H90L89 182L93 180V178H89ZM91 179H92V180H91ZM72 180H73V181H72ZM78 180H77V182H80L79 184H80V186H81V185H82V184H81V181H78ZM80 180H81V179H80ZM58 181H60V180H58ZM61 181L63 182L62 179H61ZM83 181H84V179H83ZM85 181H86V180H85ZM94 181H95V179H94ZM75 182H76V181H75ZM98 182H100V181H98ZM60 183H61V182H60ZM82 183H83V182H82ZM92 183H93V182H92ZM92 183H91V185H90L89 183H86V182H84L83 184H85V185L88 184V186L90 185V187L86 186V188L88 187V188L90 189V191H91L92 189H94V188L96 187V186H95V187L93 188ZM102 183H103V182H102ZM102 183L100 182V184H102ZM61 184H63V183H61ZM94 184H97V181L94 182ZM100 184H98V185H100ZM103 184H104V183H103ZM28 185H29V184H28ZM59 185H60V184H59ZM63 185H64V184H63ZM71 185H70V186H71ZM74 185H76V183H75ZM68 186H69V184H68ZM76 186H77V185H76ZM100 186H101V185H100ZM25 187H26V186H25ZM30 187H31V186H30ZM72 187H73V186H72ZM72 187H69V188H70V192H69V193H71L70 199L68 200L69 211L66 210V212H65L64 209H63V211H62L63 213L65 212V213L68 214V212H71V213H72V211H74V212L77 211V212H78V210H76V209H77L76 205H77V203L79 202V199L76 198V195H77L76 190H77V189H76V188H72ZM91 187H92V188H91ZM97 187L99 188V186H97ZM71 188H72V189H71ZM78 188H79V187H78ZM86 188H84V189H86ZM98 188H97V189H98ZM101 188H102V187H101ZM186 188H187V187H186ZM66 189H67V188H66ZM95 189H96V188H95ZM182 189L184 190L185 187L182 188ZM188 189H189V187H188L186 190H188ZM27 191H28V189H27ZM64 191H65V190H64ZM64 191H61V192H64ZM68 191H69V190H68ZM68 191H67V192H68ZM78 191H79V189H78ZM87 191H88V190H87ZM189 191H190V190H189ZM38 192H39V191H38ZM38 192H37V193H38ZM34 193L36 194V192H33V194H34ZM29 194H30V193H29ZM38 194H39V193H38ZM61 194H62V193H61ZM45 195H46V194H45ZM50 195H52V193H50ZM78 195H79V194H78ZM30 196H31V195H30ZM32 196H34V195H32ZM35 196H36V195H35ZM37 197H41V195H40V196H39V195L36 196V198H37ZM46 197H47V196H46ZM48 197H52V196H49V193H48ZM61 197H62V196H61ZM28 198H29V196H28ZM33 198L35 199V197H33ZM52 198H54V197H52ZM68 198H69V197H68ZM78 198H79V197H78ZM42 199H43V197H42ZM50 199H51V198H49V200H50ZM56 199H58V198H56ZM30 200H31V199H30ZM32 200H33V199H32ZM39 200H41V199H39ZM53 200H55V199H52V201H53ZM77 200H78V201H77ZM35 201H36V199H35ZM35 201H34V204H35ZM42 201H43V200H42ZM44 201H45V200H44ZM50 201H51V200H50ZM62 201H63V200H62ZM28 202H30L29 199H28ZM40 203L42 204L41 201H40ZM53 203H56V202L53 201ZM60 203H61V202H60ZM62 203H63V202H62ZM43 204H45V203H43ZM47 204H48V203H47ZM56 204H57V203H56ZM75 204H76V205H75ZM233 204H235V202H233ZM35 205H36V204H35ZM54 205H55V204H54ZM59 205H60V204H59ZM59 205H58V206H59ZM66 205H67V203H66ZM78 205H79V204H78ZM78 205H77V206H78ZM55 206H56V205H55ZM64 206H65V204H64ZM47 207H48V206H47ZM62 207H63V206H62ZM70 207H73V209L71 208L72 210H70ZM74 207H75V209H74ZM67 208H68V207H67ZM57 209L59 210L60 208H57ZM65 209H66V208H65ZM43 210H44V209H43ZM45 210H46V209H45ZM45 210H44V211H45ZM67 211H68V212H67ZM46 212H47V211H46ZM46 212H45V213H46ZM48 212H49V211H48ZM48 212H47V213H48ZM45 213H43V214L41 213V214L44 216ZM55 213H56V212H55ZM57 213H58V212H57ZM65 213H64V214H65ZM71 213H69V215H68V216H71V217H69V220H70L71 223L74 224V221H75V219H76V217H75L74 214H76V213H74V214H71ZM38 214H39V216H40V213H38ZM48 214H49V213H48ZM67 214H65V215H67ZM34 215H35V214H34ZM42 215H41V217H42ZM49 215H52V214H49ZM65 215L62 214V216H65ZM76 216H77V215H76ZM35 217H36V216H35ZM37 217H38V216H37ZM65 217H67V216H65ZM33 218H34V217H33ZM33 218H32V219H33ZM44 218L47 219V218H48V215H47V218H46V217H43L42 219H44ZM63 218H64V217H63ZM70 218H71V219H70ZM78 218H79V216H78ZM30 219H31V218H30ZM30 219H29V220H30ZM52 219H53V218H52ZM37 220H39V219H37ZM37 220H36V221H37ZM47 220H48V221H52V220H49V219H47ZM47 220H44V221L42 220L43 222L40 220L42 223H44V222L46 223L45 226H44L45 223H44V224L40 223V224H41V226L43 225L44 227H46L47 230H49L50 233H42V234H40V233H38V234L34 233V234H33V233H30L29 230H28V234H26V236H24L25 239H26V237H27V235H28V237H27V238H28V241H27L28 243L26 242L27 239L25 240V242L22 241V243L24 242V246H27V245H25V244H28V246H27V249H28V250L26 249V247H25L26 250H25L24 248H22V246H21L20 248H21V249H24V252H25V251H27V252L24 253L20 248H18L19 243L22 245L21 242H18V243H17L18 245H15V246H14V247L17 246L16 248H18L17 250H14V251H18V250L20 249L21 252H23L22 255H20V254H16V253L13 251V254L15 253L16 256H17V260L19 259V261H20V262L17 261L19 264H20V263H21V264H23V263H24V264H25V263H27V264H62V262H61L60 259H59V258H60L59 256H60V255L63 256L62 254H64V253L61 254V252H62L61 250H64V249H65V251L67 252V254H68V252H69L68 250L71 249V251L69 252L70 255H69V254H68V255H64V256H65V260L68 259L67 257H69V256L72 255L71 253H72L73 249L71 248V246L74 247V244H73V243H75V242L77 241V240H74V238H75L76 236H79V237H80V233H79V235H76L74 229L69 230V233H67V231H64V229H63L62 231L65 232V233L67 234V236L64 235V236L66 237V240H67V237H68V238L70 237V239L72 240V243H70V242H71L70 240H69V243L66 241V242H67V244H66V242H65V244H66L65 247H66V248H63V247H64L63 242L65 241V239L63 238L64 241H63L62 238H60V240L58 239L57 233L54 232V230H56V228H55L56 226L52 229V227H53L54 225L52 224L53 226H52V225L50 226V223H49V225H47ZM65 220L67 221L66 218H65ZM69 220H68V221H69ZM77 220H79V219H77ZM30 221H31V220H30ZM36 221H35V219H34V222H36ZM40 221H38V222H40ZM31 222H32V221H31ZM76 222H77V221H75V223H76ZM52 223H53V222H52ZM77 223H78V222H77ZM73 224L70 225V223H68L67 225H70V228H73V227H74V226H72ZM76 225H78V224H76ZM47 226L50 227L51 229H50V228L48 229ZM71 226H72V227H71ZM75 228H77V227H75ZM59 229H60V228H58V230H59ZM67 229H68V226H67ZM50 230H51V231H50ZM58 230H57V231H58ZM52 231H53L55 234H54V233H51ZM57 231H56V232H57ZM62 231H61V229H60L59 232H62ZM77 233H78V232H77ZM21 234H24V233H21ZM29 234H31V237H30ZM58 234H61V233H58ZM62 234H63V233H62ZM62 234H61V235H62ZM92 234H93V233H92ZM92 234H91V235H92ZM32 235L34 236V238H33ZM36 235H37V237H35ZM61 235H60V236H61ZM68 235H69V236H68ZM75 235H76V236H75ZM82 235H83V237H84L85 234L83 233ZM91 235H90V238H93V237H91ZM52 236H53L54 241L50 244V241L53 240V239H52ZM54 236H57V237H54ZM85 236H88V235L86 234ZM19 237H20V233H19V235H18V239H19ZM62 237H63V236H62ZM72 237H73V239H72ZM79 237H76V239H77V238L79 239ZM20 238H22V235H21ZM48 238H49V239H48ZM55 238H57V239H55ZM84 238H85V237H84ZM18 239L16 238L15 240H18ZM20 240H21V239H20ZM48 240H49V241H48ZM57 240L60 242V243L57 242L58 245L60 244V246H61V240L63 241V242H62V248H63V249H62V248H61V250L59 249V246H57V243L55 242V241H57ZM90 240H91V239H90ZM90 240H89V241H90ZM80 241H81V240H80ZM78 242H79V241H78ZM78 242H77V244L75 243V246L79 245ZM55 243H56V244H55ZM49 244H50V245H49ZM54 244H55V245H54ZM89 244L93 245L92 242H91V243L89 242ZM91 245H90V246H91ZM24 246H23V247H24ZM57 247H58V248H57ZM87 247H89V245H88ZM92 247H94V246H92ZM16 248H13V249H16ZM88 249H89V248H88ZM90 249H92V248L90 247ZM90 249H89V250L86 249V250H87L88 252H91ZM59 250H60L61 252H60ZM75 251H76V249H75ZM88 252H87V253H88ZM18 253H19V252H18ZM58 253H59V255H57ZM73 253H74V252H73ZM23 254H24V255H23ZM65 254H66V253H65ZM89 254H90V253H89ZM74 255H75V253H74ZM16 256L14 255V257H16ZM56 256H57V257H56ZM75 256H76V255H75ZM90 256L92 257V253H91ZM90 256H89V255L87 256V257H89V258H88V261L86 260L87 263L85 262V264H88L89 261H92V259H91ZM18 257H19V258H18ZM20 257H21V259H20ZM55 257H56V258H55ZM73 258L76 259V257L72 256V261H71L72 264L75 263V262H73V261L75 260V259L73 260ZM27 259H28V262H25V261H27ZM61 259H62V258H61ZM63 260H64V258H63ZM63 260H62V261H63ZM65 260H64V261H65ZM64 261H63V262H64ZM68 261L70 262V258L68 259ZM76 261L78 262L77 259H76ZM22 262H23V263H22ZM66 262H67V261H66ZM71 262H70V264H71ZM89 263H90V262H89ZM63 264H65V263H63ZM67 264H69V263H67ZM76 264H77V263H76Z\"/></svg>", "mask_w": 264, "mask_h": 264}]
</instances>
